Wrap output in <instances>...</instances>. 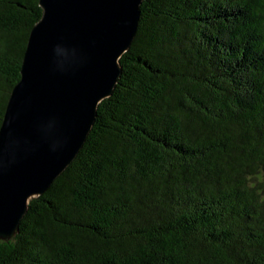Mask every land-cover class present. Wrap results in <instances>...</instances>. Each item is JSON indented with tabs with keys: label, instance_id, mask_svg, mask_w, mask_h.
<instances>
[{
	"label": "trees",
	"instance_id": "16d2710c",
	"mask_svg": "<svg viewBox=\"0 0 264 264\" xmlns=\"http://www.w3.org/2000/svg\"><path fill=\"white\" fill-rule=\"evenodd\" d=\"M40 0H0V129ZM122 75L0 264H264V0H146Z\"/></svg>",
	"mask_w": 264,
	"mask_h": 264
},
{
	"label": "water",
	"instance_id": "95a60500",
	"mask_svg": "<svg viewBox=\"0 0 264 264\" xmlns=\"http://www.w3.org/2000/svg\"><path fill=\"white\" fill-rule=\"evenodd\" d=\"M146 0H40L0 129V242L14 239L87 142L122 75Z\"/></svg>",
	"mask_w": 264,
	"mask_h": 264
}]
</instances>
